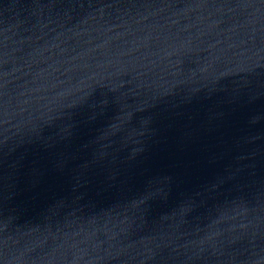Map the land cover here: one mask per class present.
Instances as JSON below:
<instances>
[{
    "label": "water",
    "instance_id": "1",
    "mask_svg": "<svg viewBox=\"0 0 264 264\" xmlns=\"http://www.w3.org/2000/svg\"><path fill=\"white\" fill-rule=\"evenodd\" d=\"M0 264H264V0H0Z\"/></svg>",
    "mask_w": 264,
    "mask_h": 264
}]
</instances>
